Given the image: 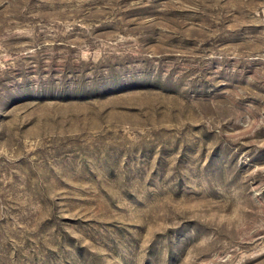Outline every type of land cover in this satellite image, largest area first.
I'll return each mask as SVG.
<instances>
[{
    "label": "rangeland",
    "instance_id": "rangeland-1",
    "mask_svg": "<svg viewBox=\"0 0 264 264\" xmlns=\"http://www.w3.org/2000/svg\"><path fill=\"white\" fill-rule=\"evenodd\" d=\"M0 264H264V0H0Z\"/></svg>",
    "mask_w": 264,
    "mask_h": 264
}]
</instances>
